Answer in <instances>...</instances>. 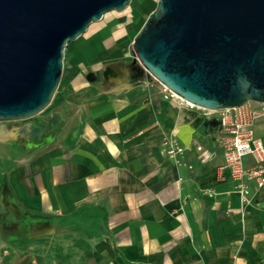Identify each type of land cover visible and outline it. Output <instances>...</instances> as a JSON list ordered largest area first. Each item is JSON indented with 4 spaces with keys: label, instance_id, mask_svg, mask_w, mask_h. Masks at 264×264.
Segmentation results:
<instances>
[{
    "label": "crops",
    "instance_id": "1",
    "mask_svg": "<svg viewBox=\"0 0 264 264\" xmlns=\"http://www.w3.org/2000/svg\"><path fill=\"white\" fill-rule=\"evenodd\" d=\"M116 35L101 61L71 54L44 145L0 139V264H264V189L248 182L245 203L219 171L214 116L140 80L104 85L102 64L125 47ZM254 129L264 141V118ZM166 135L185 148L178 160Z\"/></svg>",
    "mask_w": 264,
    "mask_h": 264
},
{
    "label": "water",
    "instance_id": "2",
    "mask_svg": "<svg viewBox=\"0 0 264 264\" xmlns=\"http://www.w3.org/2000/svg\"><path fill=\"white\" fill-rule=\"evenodd\" d=\"M131 0H0V122L51 103L64 49ZM143 68L208 110L264 103V0H158L133 39Z\"/></svg>",
    "mask_w": 264,
    "mask_h": 264
},
{
    "label": "rangeland",
    "instance_id": "3",
    "mask_svg": "<svg viewBox=\"0 0 264 264\" xmlns=\"http://www.w3.org/2000/svg\"><path fill=\"white\" fill-rule=\"evenodd\" d=\"M157 2L158 0H131L130 4L124 11H109L103 15L101 20L92 22L88 26L86 32L80 35L75 41L68 43L65 47L61 81L49 106H47L38 115L29 119L0 122V139L17 143L16 145L21 147L19 148V150L23 149L24 151L28 148L36 151L42 145H44L47 141L46 136L43 135V133L38 135L37 132H34L36 130L41 131L40 128L42 127V124H44V118L48 117L49 110L54 107L55 102L57 101L58 93L63 85L64 78L70 75V71L73 66L71 54L76 49H83L84 52L83 54L81 53V57L84 61L91 62L93 59H98L99 61H101V53H104L102 52L104 51L103 46L106 47V45H109L111 41H116L115 38L116 36H118L116 34H119V32L124 33V51L121 54L114 53L109 55L108 57L113 62H106L102 64L101 74L105 78L104 85L109 88H118V86L123 84L122 80H124L126 76L125 71L129 70L130 72H132L131 75L133 79L147 82L149 87H151L153 91H160V84L156 82V80L143 68L141 63L137 60L132 46L134 37L143 26L147 17L156 8ZM99 52L100 55L97 54ZM125 54L128 56V58L125 56ZM78 55L79 54H77V56ZM77 56L75 57V60H78L80 57ZM111 63L114 64L111 65ZM90 69H88L86 75L89 79L96 80L97 75L95 74V71ZM77 70L78 69L76 68V71ZM117 78H119V85L116 84ZM109 79L111 82H109ZM162 93L164 96L168 95L167 97L170 101H174L169 96V94H166L164 92ZM23 131L32 132L33 136H27L23 133ZM12 132H18V135L16 137H11L10 134Z\"/></svg>",
    "mask_w": 264,
    "mask_h": 264
},
{
    "label": "built area",
    "instance_id": "4",
    "mask_svg": "<svg viewBox=\"0 0 264 264\" xmlns=\"http://www.w3.org/2000/svg\"><path fill=\"white\" fill-rule=\"evenodd\" d=\"M160 91L164 92L161 86ZM169 96L179 105L198 109L218 119L220 128L217 140L223 148L225 158V163L219 171L221 173L223 169L229 171V176L236 182L243 202H248L250 193L248 182H253L258 190L264 189V141L255 135L254 129L256 121L264 118V103L255 102L256 105L252 106L251 102H247L234 108L208 110L183 105L179 99L170 94ZM162 146L163 151L176 160L185 151L173 135H166Z\"/></svg>",
    "mask_w": 264,
    "mask_h": 264
},
{
    "label": "bare ground",
    "instance_id": "5",
    "mask_svg": "<svg viewBox=\"0 0 264 264\" xmlns=\"http://www.w3.org/2000/svg\"><path fill=\"white\" fill-rule=\"evenodd\" d=\"M136 78V77H135ZM123 84L126 85L127 87H133L135 85H138L139 82L137 81V79H133L130 72L126 73V76L124 78V80H122ZM122 84V85H123ZM142 84V82H141ZM161 88L163 89V91L165 93H169L170 95H172L174 98L179 99L181 103H183V105H188L191 107H196L195 105L191 104L190 102L186 101L185 99H183L182 97H180L178 94L174 93L173 91H171L168 87H166L165 85L161 84L159 82ZM23 128V127H22ZM15 131V130H14ZM21 131V130H20ZM30 131V130H29ZM37 133H39L38 130H36ZM24 134L28 135V133H32V132H27V131H23ZM17 135L16 132H12L10 134L11 137H15ZM30 135V134H29ZM21 136V135H20ZM32 139V138H31Z\"/></svg>",
    "mask_w": 264,
    "mask_h": 264
}]
</instances>
